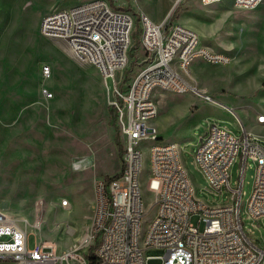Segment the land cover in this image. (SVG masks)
I'll return each instance as SVG.
<instances>
[{
    "label": "rangeland",
    "instance_id": "1",
    "mask_svg": "<svg viewBox=\"0 0 264 264\" xmlns=\"http://www.w3.org/2000/svg\"><path fill=\"white\" fill-rule=\"evenodd\" d=\"M87 1L0 0V209L28 222L29 226L20 225L28 235L29 248L40 239L57 253L90 231L95 180L121 169L122 139L116 121L115 126L109 123V95L97 68L70 54L63 40L45 39L38 33L40 20L53 9H70ZM176 1L116 0L114 7L133 15L135 23L125 76L130 79L144 66L138 41L140 13L156 23L169 16L187 29L195 24L209 35L202 38L190 29L201 44L230 56L228 65L196 61L189 67L191 78L212 102L192 93L165 92L156 96L157 116L150 121L160 143L178 144L198 199L209 205L226 204L225 196L208 192L194 154L199 138L213 123L235 136H241L243 127L264 142V124L256 122L257 115L264 116V5L243 10L235 8L233 0L208 6L202 0ZM44 66L51 68L48 80L42 75ZM108 85L112 89L111 81ZM141 151V194L149 206L155 201L148 190L149 151ZM254 172L255 164L248 160L245 199ZM237 176L238 164H234L232 186ZM63 199L70 208H61ZM40 201L42 205L36 207ZM37 213L43 221L40 230L33 228ZM152 216L153 211L148 218ZM192 222L197 226L195 219ZM246 228L264 242V218ZM144 254L153 257L163 252L149 248Z\"/></svg>",
    "mask_w": 264,
    "mask_h": 264
},
{
    "label": "built area",
    "instance_id": "2",
    "mask_svg": "<svg viewBox=\"0 0 264 264\" xmlns=\"http://www.w3.org/2000/svg\"><path fill=\"white\" fill-rule=\"evenodd\" d=\"M263 1L233 0V6L253 10ZM115 2L89 0L70 9H53L40 20L38 33L63 40L75 58L97 68L115 108L123 149L121 169L95 180L90 231L61 253L40 239L29 248L20 225L29 226L28 222L0 209V264H89L92 245L96 264H264V242L246 228L264 218V142L243 127L241 136H235L219 123L209 125L199 138L194 164L207 181L208 192L227 199L226 204L209 205L196 196L178 144L160 143L150 125L157 116L155 98L162 93H192L212 102L191 78L189 67L196 61L228 65L230 56L201 44L195 32L174 24L169 16L156 23L140 13L138 41L144 66L125 79L135 23L133 15L114 7ZM42 75L50 79V66L42 68ZM256 122L264 124V116L257 115ZM143 148L149 151L148 190L155 195L149 206L141 194ZM248 160L255 164V172L245 199ZM234 164L238 176L232 186ZM39 205L42 201L35 206ZM60 206L70 208V202L63 199ZM42 223L37 213L33 228L40 230ZM149 248L163 254L145 256Z\"/></svg>",
    "mask_w": 264,
    "mask_h": 264
},
{
    "label": "trees",
    "instance_id": "3",
    "mask_svg": "<svg viewBox=\"0 0 264 264\" xmlns=\"http://www.w3.org/2000/svg\"><path fill=\"white\" fill-rule=\"evenodd\" d=\"M127 75V74H126ZM125 79H126V76H125ZM115 108L113 107H110L109 108V123L112 125V126H115ZM117 146H118V151H119V154H120V150H121V146L119 144V141H118V138H117ZM107 178V177H105ZM95 246L94 247H91L90 248V253L88 254V259H89V264H96V258H95V255H94V250H95Z\"/></svg>",
    "mask_w": 264,
    "mask_h": 264
},
{
    "label": "crops",
    "instance_id": "4",
    "mask_svg": "<svg viewBox=\"0 0 264 264\" xmlns=\"http://www.w3.org/2000/svg\"><path fill=\"white\" fill-rule=\"evenodd\" d=\"M262 4L264 5V2H262ZM263 8H264V6H263ZM189 28L192 29L193 31H195L197 34H201L202 38H208L209 37V35H207L205 32H203L202 30L198 29L195 24H192V26H189ZM213 37H214V34L211 36V39H213ZM68 51H69V49H68ZM69 53H70V51H69ZM92 206L94 207V203H92Z\"/></svg>",
    "mask_w": 264,
    "mask_h": 264
}]
</instances>
